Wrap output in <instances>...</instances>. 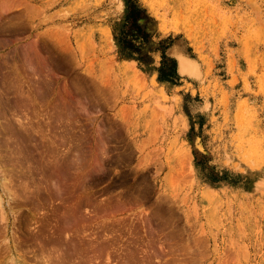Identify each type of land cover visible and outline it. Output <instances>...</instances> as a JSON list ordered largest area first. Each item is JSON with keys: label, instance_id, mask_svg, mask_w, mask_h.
<instances>
[{"label": "rangeland", "instance_id": "374dc122", "mask_svg": "<svg viewBox=\"0 0 264 264\" xmlns=\"http://www.w3.org/2000/svg\"><path fill=\"white\" fill-rule=\"evenodd\" d=\"M7 2L0 123L28 142L3 146L20 189L0 264L9 242L40 264L73 241L88 264H264V0Z\"/></svg>", "mask_w": 264, "mask_h": 264}, {"label": "bare ground", "instance_id": "6f19581e", "mask_svg": "<svg viewBox=\"0 0 264 264\" xmlns=\"http://www.w3.org/2000/svg\"><path fill=\"white\" fill-rule=\"evenodd\" d=\"M6 1H8L9 2V0H5V2ZM23 1V0H22ZM25 1V0H24ZM2 2V1H1ZM7 2V3H8ZM3 3V2H2ZM25 4V3H24ZM5 5V4H4ZM3 5V6H4ZM7 5V4H6ZM24 6V5H23ZM6 7V6H5ZM1 8V7H0ZM2 8H4V7H2ZM4 48V47H3ZM39 53V52H38ZM14 54V53H13ZM31 54V53H30ZM37 55V54H36ZM6 56V55H5ZM40 56V55H39ZM9 57L11 58V56L9 55ZM29 57V56H28ZM32 57V56H31ZM27 59V58H26ZM29 60H31L30 59V57H29V59H28V61ZM36 60H37V58H36ZM19 61V60H18ZM17 61V62H18ZM8 62V61H7ZM31 62V61H30ZM5 63H6V61H5ZM15 63V62H14ZM39 63H41V62H39ZM15 64H17V63H15ZM23 64V63H22ZM26 64V63H25ZM10 65H11V63H10ZM32 65V64H31ZM30 65V66H31ZM40 65V64H39ZM180 65H181V67L183 68L184 67V59L182 58V57H180ZM5 66V65H4ZM7 66V65H6ZM17 66V65H16ZM13 67H15V66H13ZM12 67V68H13ZM23 67V66H22ZM29 67V66H28ZM11 68V69H12ZM17 68V67H16ZM19 68V67H18ZM32 69H33V67H31ZM3 69H4V67H3ZM35 69V68H34ZM39 69V68H38ZM41 69V68H40ZM18 70V69H17ZM29 70H31V69H29ZM49 70V69H48ZM8 71V70H7ZM10 71H12V70H10ZM28 71V70H27ZM34 71V70H33ZM32 71V72H33ZM35 71H36V69H35ZM39 71V70H38ZM42 71V70H41ZM16 72V71H15ZM18 73V72H17ZM39 74V73H38ZM19 75V74H18ZM16 76H17V74H16ZM21 77V76H20ZM27 77V76H26ZM45 78H46V76H45ZM5 79V78H4ZM3 79V80H4ZM23 79V78H22ZM34 79H35V77H34ZM42 79V78H41ZM14 80V79H13ZM29 81H30V79H28ZM32 80V79H31ZM46 80V79H45ZM18 81H21V80H18ZM28 81V82H29ZM32 81H34V80H32ZM42 81V80H41ZM44 81V80H43ZM8 82H10V80L8 81ZM27 82V81H26ZM27 82V83H28ZM7 83V82H6ZM15 83H17V82H15ZM33 83V82H32ZM36 83V82H35ZM29 84V83H28ZM27 84V85H28ZM9 85V84H8ZM44 85H47V83H45L44 82ZM39 86V85H38ZM8 87V86H7ZM10 87V86H9ZM16 87V86H15ZM18 87V86H17ZM17 87H16V89H17ZM3 88V87H2ZM2 88H1V86H0V89L2 90ZM18 88H20V87H18ZM30 88V87H29ZM34 88V87H33ZM33 88H31V89H33ZM5 89V88H4ZM15 89V88H14ZM22 89L23 88H21V91H22ZM26 89H28V88H26ZM0 90V91H1ZM12 90V89H11ZM19 90V89H18ZM36 90V89H35ZM9 92H10V90H8ZM15 91V90H14ZM20 91V92H21ZM23 91H26V90H23ZM34 91V90H33ZM40 91V90H39ZM4 92V91H3ZM29 92H30V94H29ZM29 92H28V95L29 96H31L32 97V99H33V101H34V103L35 104H37V101H36V96L32 93V91L31 90H29ZM2 93V92H1ZM7 93V92H6ZM23 93V92H22ZM67 93V92H66ZM3 95V94H2ZM5 95V94H4ZM28 95H26V97H28ZM3 97V96H2ZM2 97H0V100H2ZM7 98H9L8 97V95L6 96ZM5 97V98H6ZM20 97H21V95H20ZM30 97V98H31ZM37 99H39V98H37ZM16 101V100H15ZM66 101V100H65ZM6 102H7V100H6ZM67 102V101H66ZM45 103V102H44ZM68 103V102H67ZM8 104V103H7ZM47 104V103H46ZM45 104V105H46ZM31 105H32V102H31ZM48 105V104H47ZM10 106V105H9ZM33 106H35V105H33ZM41 106V105H40ZM51 106V105H50ZM82 106V105H81ZM15 107H17V106H15ZM18 108V107H17ZM36 108H37V105H36ZM35 108V109H36ZM44 107H42V109H43ZM74 108V107H73ZM19 109H20V106H19ZM18 109V110H19ZM23 109H24V107H23ZM22 109V110H23ZM13 110V109H12ZM16 110V109H15ZM40 110V109H39ZM9 111V110H8ZM52 111H54V110H52ZM71 111V110H70ZM2 112V111H1ZM0 112V113H1ZM25 112H28V111H25ZM34 111H32L31 113H33ZM2 114V113H1ZM13 114H15V113H13ZM13 114H12V116H13ZM69 114V113H68ZM33 115V114H32ZM37 115H39V114H37ZM37 115H35V116H37ZM41 116H42V114H40ZM44 115V114H43ZM46 115V114H45ZM49 116H50V114H48ZM52 115V114H51ZM16 116V115H15ZM15 116H14V118H15ZM24 116H27V115H24ZM56 116V115H55ZM58 116V117H57ZM57 118H59V120L61 119V117H62V112H57ZM11 117V116H10ZM18 118H16L15 119V121H16V123L18 124V125H20V127L22 126L23 128H24V126H23V122L24 121H22L23 119L22 118H19L20 116L18 115L17 116ZM40 117V116H39ZM76 117V116H75ZM4 118V117H3ZM12 118V117H11ZM13 118V119H14ZM27 118V120H29V122H30V118L31 117H29V116H27L26 117ZM36 118H38V116L36 117ZM43 118V117H42ZM44 118H45V116H44ZM12 119V120H13ZM6 120V119H5ZM12 120H11V122H12ZM26 120V121H27ZM14 121V122H15ZM35 121H37V120H35ZM45 121V120H44ZM52 121V116L51 117H48V125H49V122H51ZM34 122V121H33ZM62 122V121H61ZM69 122V121H68ZM5 123H7V122H5ZM42 123V122H41ZM29 124V123H28ZM34 124V123H33ZM32 124V125H33ZM44 124V123H43ZM56 124V123H55ZM30 125H31V123H30ZM30 125H29V128H30ZM37 125H38V123H37ZM39 125H40V123H39ZM38 125V126H39ZM59 125V124H58ZM59 126H61V124L59 125ZM58 126V127H59ZM4 127V126H3ZM2 127V125H1V123H0V219H2V222L4 221V222H7L8 220L10 221V219H9V216L10 215H12L13 216V218L15 219V217H16V214L18 213V212H16L15 210V205H16V201H17V197H18V195H17V192H16V190L15 189H18L17 187L15 188L14 187V185H13V181L15 182V180H12V176H11V174L12 173H14V172H11V174H10V172L8 171V170H10V169H8L7 168V164H6V161H5V159H4V156H3V153H2V151H3V146L5 147V149H6V151L8 152V157H9V153H10V157H11V154H12V156H13V154L14 153H17L18 155H20V156H27V154H26V148L24 147V146H22V145H20L19 143H21V142H23V143H26V142H28V141H26V142H24V141H21V142H19V140H18V142L16 141V140H13L12 138H11V136L9 137V135H7V134H11L12 133V130L11 129H9V131H8V129H7V131H6V129H4ZM7 127H8V125H7ZM11 127V126H10ZM40 127V126H39ZM51 127V126H50ZM17 128V127H16ZM66 128V127H65ZM32 129V128H31ZM41 129V128H40ZM46 129V128H45ZM24 130V129H23ZM22 130V131H23ZM34 130V129H33ZM14 131V130H13ZM31 131V130H30ZM37 131V130H36ZM49 130H47V132H48ZM54 131H56V130H54ZM39 132V131H38ZM37 132V133H38ZM17 133V132H16ZM25 133V132H24ZM34 133V132H33ZM49 133V132H48ZM54 133V132H53ZM13 134V133H12ZM43 133H41L40 135H42ZM47 134V133H46ZM50 134V133H49ZM55 134V133H54ZM53 134V135H54ZM18 135V134H17ZM32 135V134H31ZM36 135V134H35ZM38 135V134H37ZM36 135V136H37ZM16 136V135H15ZM26 136V135H25ZM29 136V135H28ZM36 136H33V137H35L36 138ZM39 136V135H38ZM42 136H44V138H45V135H42ZM47 136V135H46ZM56 136V135H55ZM5 137V138H4ZM27 137V136H26ZM40 138H41V136H39ZM47 137H50V136H47ZM54 137V136H53ZM92 137V136H91ZM35 138H33V139H35ZM67 138V137H66ZM18 139H20V138H18ZM63 139H64V137H63ZM21 140V139H20ZM52 140V139H51ZM29 141H31V140H29ZM34 141V140H33ZM40 141H41V139H40ZM44 141V140H43ZM55 141H57V140H55ZM65 141V140H64ZM36 142H38V141H36ZM52 142H53V140H52ZM33 143V142H32ZM40 143V142H39ZM48 143V142H47ZM35 144V143H34ZM40 144H42V143H40ZM58 144V143H57ZM56 144V145H57ZM105 144V143H104ZM25 145V144H24ZM36 145H38V143H36ZM49 145V144H48ZM48 145H46V146H48ZM56 145H55V147H56ZM72 146V145H71ZM36 147V146H35ZM38 147V146H37ZM36 147V148H37ZM53 147V146H52ZM69 147V146H68ZM76 147V146H75ZM102 147V146H101ZM48 148V147H47ZM46 148V149H47ZM54 148V147H53ZM57 149V148H56ZM62 149V148H61ZM67 149V148H66ZM74 149V148H73ZM73 149H71V150H73ZM105 149V148H104ZM99 150H101V149H99ZM29 151V150H28ZM33 151V150H32ZM44 151V150H43ZM70 152H72L71 154H75V153H73V151H70ZM29 153V152H28ZM66 153H67V151H66ZM97 153V152H96ZM100 153H102V152H100ZM31 154V153H30ZM34 154V153H33ZM36 155V154H35ZM34 155V156H35ZM39 155H41V154H39ZM60 155V154H59ZM103 155V154H102ZM52 156V155H51ZM76 156V155H75ZM29 157V156H28ZM37 157V156H36ZM68 157V156H67ZM66 157V158H67ZM72 158V157H71ZM70 158V159H71ZM26 159V158H25ZM73 159V158H72ZM71 159V160H72ZM76 159V158H75ZM49 160V159H48ZM18 161V159H16V162ZM25 161V160H24ZM27 161V160H26ZM44 161V160H43ZM59 161H61V160H59ZM16 162H14L15 164H14V166L12 165H10L11 167H15V165L17 164ZM55 162H56V159H55ZM21 164H22V162H20ZM31 163V162H30ZM42 163V162H41ZM45 163V162H44ZM47 163V162H46ZM45 163V164H46ZM12 164V163H11ZM20 164V165H21ZM56 164V163H55ZM59 164V163H58ZM68 164L70 165V163L68 162ZM54 166V165H53ZM68 166V165H67ZM11 167H9V168H11ZM19 168H20V166H18ZM24 167V166H23ZM22 167V168H23ZM31 167V166H30ZM30 167H28V168H30ZM34 167V166H33ZM42 167V166H41ZM57 167V166H56ZM77 167V166H76ZM55 168V167H54ZM72 168V167H71ZM75 168V167H74ZM12 169V168H11ZM41 169V168H40ZM73 169V168H72ZM76 170H77V168H75ZM74 169V170H75ZM13 170V169H12ZM14 170H16V169H14ZM13 170V171H14ZM27 170H29V169H27ZM41 170H43V169H41ZM19 171V170H18ZM30 171V170H29ZM54 171V170H53ZM73 171V170H72ZM83 171V170H82ZM19 172H22V171H19ZM23 172H25V171H23ZM36 172V171H35ZM58 172V171H57ZM69 172V171H68ZM46 174H43V175H46L45 177H48V178H51L50 176H52V172L49 170V171H46L45 172ZM55 173V172H54ZM19 174V173H18ZM23 175V174H22ZM25 175V174H24ZM29 175V174H28ZM30 175H32V174H30ZM56 175V174H55ZM34 176V175H33ZM56 176H58V174L56 175ZM14 177V176H13ZM44 177V176H43ZM62 177V176H61ZM34 178V177H33ZM37 178V177H36ZM57 179H59V178H57ZM62 179V178H61ZM42 180H44V179H42ZM41 180V181H42ZM54 180V179H53ZM53 180H51V183H52V181ZM22 181V180H21ZM21 181H19L20 182V184L22 183ZM25 180H23V182H24ZM28 180H26V182H27ZM33 181V180H32ZM37 181V180H36ZM55 181V180H54ZM53 181V182H54ZM63 181H64V183L66 184V182H65V180H63L62 179V183H63ZM26 182H25V184H23V185H25L26 186ZM28 182H31V181H28ZM33 182H35V181H33ZM17 183V182H16ZM39 183L41 184V182L39 181ZM61 183V182H60ZM259 183V182H258ZM37 184V183H36ZM39 184V185H40ZM54 184V183H53ZM55 184H58L57 182H55ZM16 186H17V184H15ZM38 185V184H37ZM42 185V184H41ZM62 185V184H61ZM20 186H22V185H20ZM25 186H23V187H25ZM42 186H44V185H42ZM49 186H51V185H49ZM60 186V185H59ZM33 187H34V185H33ZM38 188V187H37ZM53 188V187H52ZM55 188V187H54ZM57 188H59V187H57ZM56 188V189H57ZM20 189V188H19ZM25 189V188H24ZM31 189V188H30ZM61 189V188H60ZM49 190V189H48ZM55 190V189H54ZM23 191V190H22ZM45 192V191H44ZM57 192V191H56ZM56 192H54L55 194H56ZM31 193V192H30ZM46 193V192H45ZM58 193V192H57ZM61 193V192H60ZM59 193V194H60ZM48 194V193H47ZM20 196V195H19ZM32 196V195H31ZM33 196H36V195H33ZM24 197V196H23ZM25 197H26V195H25ZM48 197V196H47ZM47 197H45V199L47 198ZM28 198V197H27ZM32 197H30V198H28V199H31ZM49 198V197H48ZM47 198V199H48ZM20 199V198H19ZM18 199V200H19ZM40 199V198H39ZM39 199H36V200H39ZM43 201V200H42ZM59 201V200H58ZM25 204V203H24ZM59 207V206H58ZM17 208V207H16ZM19 208V207H18ZM56 210V209H55ZM20 211V210H19ZM58 214H59V212H58ZM63 215V214H62ZM65 215H66V213H65ZM73 215H74V213H73ZM11 216V217H12ZM61 216V215H60ZM97 216V215H96ZM53 217V216H52ZM62 217V216H61ZM74 217V216H73ZM92 217V216H91ZM13 218H11V219H13ZM65 218V217H64ZM75 218V217H74ZM97 218V217H96ZM56 220V219H55ZM8 221V222H9ZM65 221V220H64ZM64 221H62L61 220V222H64ZM65 223V222H64ZM68 223V222H67ZM69 224V223H68ZM65 225V224H64ZM72 225V224H71ZM13 226V225H12ZM59 226V225H58ZM67 226H70V225H67ZM54 227V226H53ZM56 228V227H55ZM59 228V227H58ZM57 228V229H58ZM67 228V227H66ZM74 229H76V228H74ZM55 230V229H54ZM62 230V229H61ZM64 230V229H63ZM12 231V230H11ZM42 231V230H41ZM50 231V230H49ZM46 232V231H45ZM67 232V231H66ZM65 232V233H66ZM93 232V231H92ZM38 233H40V231L38 232ZM37 233V234H38ZM47 233V232H46ZM48 233H50V232H48ZM47 233V234H48ZM71 233V232H70ZM68 234V233H67ZM35 235H36V233H35ZM66 235V234H65ZM75 235V234H74ZM110 235V234H109ZM27 236V235H26ZM39 236H42L41 234L39 235ZM103 236V235H102ZM111 236V235H110ZM109 236V237H110ZM119 236V235H118ZM37 237V236H36ZM44 237V236H43ZM65 237V236H64ZM66 237H67V235H66ZM66 237H65V239H66ZM105 238H106V236H104ZM19 238V237H18ZM28 238V237H27ZM69 238V237H68ZM78 238V237H77ZM81 238H83V237H81ZM92 238V237H91ZM7 239V238H6ZM17 239V238H16ZM31 239V238H30ZM45 239V238H44ZM43 239V240H44ZM51 239V238H50ZM64 239V238H63ZM103 237H102V241H103ZM14 240H15V238H14ZM25 240V239H24ZM95 240V239H94ZM122 240V239H121ZM6 241H8V240H6ZM12 241V240H11ZM35 241V240H34ZM80 241V240H79ZM5 242V241H4ZM40 242V241H39ZM63 242V241H62ZM65 242H67V239L65 240ZM76 242V241H75ZM74 241L72 242L73 244V251L74 252H72L70 249H72V248H70L68 251L66 250L65 252H63L62 251V254H60L58 257H51L50 255V257H46V256H41V258H42V262L40 263V264H88V261H86V259L85 258H83V251H85L87 248H89L88 247V245H87V247H85L86 249L85 250H83L82 251V249L80 250V249H78L77 247H75L74 246V243H75ZM10 243V242H9ZM8 243V245H7V248L9 249V251H10V253L9 254H12V255H10L11 256V261L12 262H10V260H9V262L11 263V264H23V262H21L22 260H23V258L20 256V254L18 253V251H17V248H16V246H15V244H13V242L12 243H10L9 244ZM31 243V242H30ZM29 243V244H30ZM33 243H36V241L35 242H33ZM42 243V242H41ZM40 243V244H41ZM17 244V243H16ZM25 244V243H24ZM79 244H80V242H79ZM60 245H61V243H60ZM59 245V246H60ZM80 245H82V243L80 244ZM19 246V245H18ZM57 246V245H56ZM20 247V246H19ZM18 247V248H19ZM23 247V246H22ZM98 247V246H97ZM36 248V247H35ZM84 248V247H83ZM33 249V248H32ZM64 248H63V246H62V250H63ZM7 250V249H6ZM34 250V249H33ZM40 250H42V249H40ZM44 250V249H43ZM50 250V249H49ZM88 250V249H87ZM102 250V249H101ZM105 250V249H104ZM109 250V249H108ZM8 251V250H7ZM24 251V250H23ZM56 251V250H55ZM111 251V250H110ZM166 251V250H165ZM19 252H20V250H19ZM61 252V251H60ZM60 252H58V253H60ZM88 252H90V250L88 251ZM87 252V253H88ZM106 252V251H105ZM39 253V252H38ZM37 253V254H38ZM42 253V252H41ZM47 253H50V252H48L47 251ZM36 254V253H35ZM40 254V253H39ZM38 254V255H39ZM43 254V253H42ZM46 254V253H45ZM94 254V253H93ZM98 254V253H97ZM107 254V253H106ZM7 255V254H6ZM34 255V254H33ZM44 255V254H43ZM58 255V254H57ZM108 256L110 255V254H107ZM107 255H105V256H107ZM94 257V256H93ZM34 258H35V261L36 260H38L39 259V257H38V259H36V257L34 256ZM40 258V259H41ZM107 258V257H106ZM39 259V260H40ZM90 259V258H89ZM108 260H109V258H107ZM121 259V258H120ZM124 259V258H123ZM34 260V259H33ZM91 260V259H90ZM89 260V261H90ZM94 260V259H93ZM107 260V261H108ZM118 261V260H117ZM35 263V262H34ZM93 263V262H92ZM113 264V263H112ZM124 264H126V263H124Z\"/></svg>", "mask_w": 264, "mask_h": 264}, {"label": "trees", "instance_id": "16d2710c", "mask_svg": "<svg viewBox=\"0 0 264 264\" xmlns=\"http://www.w3.org/2000/svg\"><path fill=\"white\" fill-rule=\"evenodd\" d=\"M138 29V35H143L142 40H139V37L136 35L134 39L137 40V42H141V43H146L147 44V39H148V35L141 29V27L137 26ZM139 40V41H138ZM123 47L125 49L128 50H133V51H137V48L134 45L133 41H128V40H124L123 41ZM164 58L168 59V57L164 54ZM165 69H163L162 72V79L167 80L171 77L174 76V74H176V68H175V61H174V66L173 69H169L168 71H164Z\"/></svg>", "mask_w": 264, "mask_h": 264}]
</instances>
